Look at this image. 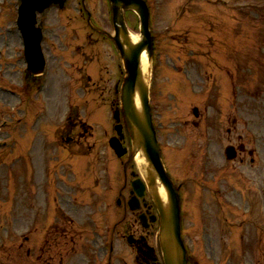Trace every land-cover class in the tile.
<instances>
[{
    "label": "rangeland",
    "instance_id": "374dc122",
    "mask_svg": "<svg viewBox=\"0 0 264 264\" xmlns=\"http://www.w3.org/2000/svg\"><path fill=\"white\" fill-rule=\"evenodd\" d=\"M78 1L37 12V21L45 27L42 52L49 70L45 86L33 92L37 77L25 74L22 38L15 25L18 0H0V264H136V246L128 240L132 228L136 237L145 236V243L158 245L156 225L147 236V228L132 224L129 210L117 203L127 156L117 157L107 142L115 134L112 113L120 101L114 89L121 85L123 66L114 44L86 26ZM224 1L228 3L147 0L154 57L160 59L153 67L161 71V83L154 78L151 85L153 91L168 86L176 92L169 118H191L189 106L196 103L202 111L209 101L210 107L228 113L229 125L238 118L234 135L244 133L245 146L255 149L253 162L246 152L227 160L226 143H219L218 137L206 168L199 142L204 121L198 128L168 123L158 136L169 173L183 183L182 222L186 229L192 227L195 242L188 243L195 263L220 264L231 249L237 257L230 264H264V235L257 249L253 233L257 226L264 229V194L259 188L264 184V98L257 95L264 88V0ZM85 5L92 20L111 29L107 0H85ZM126 17L131 32L139 35L138 17L132 12ZM236 65L249 66L243 85L237 84ZM157 95L151 98L154 104ZM34 111L39 117L31 123ZM68 116L69 125L64 126ZM229 142L237 141L230 135ZM127 168V173L139 170L134 160ZM58 207L63 211L56 215ZM61 217L68 220L64 238L54 225L51 228ZM240 217L248 221L246 256L239 251Z\"/></svg>",
    "mask_w": 264,
    "mask_h": 264
},
{
    "label": "water",
    "instance_id": "95a60500",
    "mask_svg": "<svg viewBox=\"0 0 264 264\" xmlns=\"http://www.w3.org/2000/svg\"><path fill=\"white\" fill-rule=\"evenodd\" d=\"M22 4L19 8V21L18 25L22 31V36L24 39V54L28 63V67L31 70H38L40 62V53L38 42L39 28L33 27L35 21L34 8L38 10H43L51 1L62 2V0H39L34 4V0H21ZM112 2L113 8V19L115 23L116 32L118 34V29L116 22L120 23L121 27H124V21L120 8L121 7H131L140 16L141 20V34L143 39L141 42L136 44H127V47H123L120 43V39L115 36L116 43L124 60L125 69L127 71V76L124 78V83L122 87V106L125 116V121L132 135L133 142L141 146L146 154V156L151 159L156 165V169L160 174L162 182L167 188V200L162 201L157 195L156 203L159 210L160 216V240L161 247L163 249V256L165 264H185V250L182 247L180 240V227H179V214H178V199L176 196V190L172 186L171 182L167 176L162 171L161 162L157 158V142L153 132L149 106H148V96H147V86L143 83L140 72V67L138 66L139 52L142 48H147L150 55V32L148 29V10L142 0H110ZM37 5V6H36ZM125 30V27H124ZM126 32V31H125ZM39 63V64H38ZM137 90L139 94L140 107L136 108L134 102V91ZM122 151L119 150V153ZM166 202V203H165ZM163 203L165 205L163 206Z\"/></svg>",
    "mask_w": 264,
    "mask_h": 264
},
{
    "label": "bare ground",
    "instance_id": "6f19581e",
    "mask_svg": "<svg viewBox=\"0 0 264 264\" xmlns=\"http://www.w3.org/2000/svg\"><path fill=\"white\" fill-rule=\"evenodd\" d=\"M117 29L118 34L116 35L117 38L120 39V43L123 47H127V44H136L142 41V37H139V35H135L131 32V30H127L125 32L124 27L120 26V23L117 22ZM138 66H140V72H141V79L144 84L148 81V74H149V67H150V55L147 48H142V50L139 52L138 57ZM139 94L138 91H134V102L136 105V108L139 109L140 100H139ZM133 152L136 158V161L138 162V165L141 169V172L144 174L146 181L149 183V181L154 182V185H152V188H155L157 191L158 197L162 199V201L167 200V188L164 182H162V179L160 177V174H158V169H156V165L154 162L149 159L143 148L139 145H134ZM166 203V202H165ZM163 203V206L165 205Z\"/></svg>",
    "mask_w": 264,
    "mask_h": 264
},
{
    "label": "flooded vegetation",
    "instance_id": "af4514ba",
    "mask_svg": "<svg viewBox=\"0 0 264 264\" xmlns=\"http://www.w3.org/2000/svg\"><path fill=\"white\" fill-rule=\"evenodd\" d=\"M226 131L228 132V128L226 129ZM126 180V179H125ZM124 184V187H126V191H128V194L129 195H132V191H131V186H128L127 187V182L125 181V183H123ZM120 193H121V191H120ZM146 193H144V195H145ZM123 199H124V201L126 202V197L125 196H123ZM147 196L145 195L144 196V198H140V202L138 203V204H140L139 205V208L136 210V211H132V214H135L137 211L140 213V212H144V214H147L148 215V213H151V212H153V210H152V205H151V203H149V202H147ZM135 220L137 221V219L135 218ZM147 222H148V227H147V229H146V231H150V229H151V227L153 226V222H151L150 223V221L149 220H147ZM150 228V229H149ZM143 255H145L144 254V252L142 253V255H140V258H141V260H140V262H142V258H143V262H144V264H155V262L154 261H152L151 259H149L148 257H146V256H143ZM138 259H139V257H138Z\"/></svg>",
    "mask_w": 264,
    "mask_h": 264
}]
</instances>
